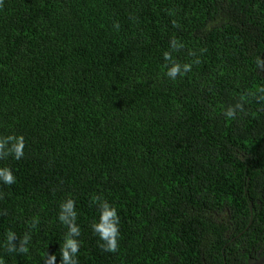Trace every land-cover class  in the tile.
I'll return each instance as SVG.
<instances>
[{
  "label": "trees",
  "instance_id": "obj_1",
  "mask_svg": "<svg viewBox=\"0 0 264 264\" xmlns=\"http://www.w3.org/2000/svg\"><path fill=\"white\" fill-rule=\"evenodd\" d=\"M3 169L0 264H264V0H0Z\"/></svg>",
  "mask_w": 264,
  "mask_h": 264
},
{
  "label": "clouds",
  "instance_id": "obj_2",
  "mask_svg": "<svg viewBox=\"0 0 264 264\" xmlns=\"http://www.w3.org/2000/svg\"><path fill=\"white\" fill-rule=\"evenodd\" d=\"M175 70H173L174 74ZM16 155L17 158H19L20 155H22V138H21V144L16 149ZM0 177H3L4 181L6 183H12L14 181V177L12 176L11 172L7 169L0 170ZM103 212L101 216V224L96 225V231L99 233L101 239L105 240L107 242L106 248L109 251H115L117 248V236H118V217L116 214L115 208H110L107 203H105L103 206ZM72 233L78 234L76 228H72ZM13 237H9L11 240ZM67 248H71L72 252L75 253L78 251V244L75 240H69L67 245ZM14 250V249H13ZM23 250V249H22ZM64 258L65 260L68 258V252H64Z\"/></svg>",
  "mask_w": 264,
  "mask_h": 264
}]
</instances>
